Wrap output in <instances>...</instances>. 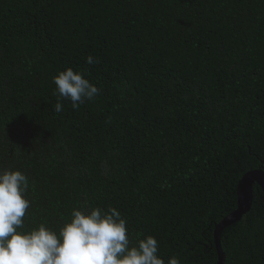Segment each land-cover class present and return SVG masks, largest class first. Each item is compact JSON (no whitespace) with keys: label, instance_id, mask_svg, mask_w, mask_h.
I'll list each match as a JSON object with an SVG mask.
<instances>
[{"label":"trees","instance_id":"trees-1","mask_svg":"<svg viewBox=\"0 0 264 264\" xmlns=\"http://www.w3.org/2000/svg\"><path fill=\"white\" fill-rule=\"evenodd\" d=\"M68 67L101 91L57 113ZM0 169L28 177L25 230L111 206L133 245L217 264L216 224L264 171V0H0ZM220 240L225 264H264L258 185Z\"/></svg>","mask_w":264,"mask_h":264},{"label":"clouds","instance_id":"clouds-1","mask_svg":"<svg viewBox=\"0 0 264 264\" xmlns=\"http://www.w3.org/2000/svg\"><path fill=\"white\" fill-rule=\"evenodd\" d=\"M88 65L99 63L92 55ZM57 103L63 101L78 109L93 101L100 88L83 71L68 67L53 77ZM29 180L20 170L0 169V264H181L178 256L165 261L158 240L148 235L133 245L127 220L115 207L74 208L71 220L58 231L44 223L30 231L24 229V217L31 206L27 192Z\"/></svg>","mask_w":264,"mask_h":264},{"label":"water","instance_id":"water-1","mask_svg":"<svg viewBox=\"0 0 264 264\" xmlns=\"http://www.w3.org/2000/svg\"><path fill=\"white\" fill-rule=\"evenodd\" d=\"M255 185H258L264 192L263 170L249 171L243 176L237 187V208L215 226L214 238L218 253L217 264H225L226 259V255L221 248V235L226 228L241 221L249 213L254 200Z\"/></svg>","mask_w":264,"mask_h":264}]
</instances>
